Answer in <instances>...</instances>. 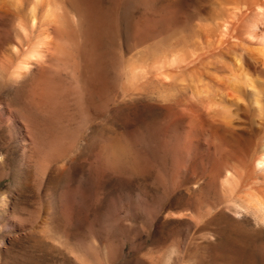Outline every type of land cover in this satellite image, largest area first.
I'll use <instances>...</instances> for the list:
<instances>
[{
	"label": "rangeland",
	"instance_id": "374dc122",
	"mask_svg": "<svg viewBox=\"0 0 264 264\" xmlns=\"http://www.w3.org/2000/svg\"><path fill=\"white\" fill-rule=\"evenodd\" d=\"M70 1L82 22L70 59L43 60L0 85V264H264V222L239 198L264 191L253 164L264 141L254 122L264 119L229 106L242 130L207 122L187 78L235 53L226 30L216 44L193 46L208 0H135L126 11V0ZM167 5L164 30L155 28L154 12ZM8 16L0 13L1 44ZM167 48L192 50L154 58ZM136 58L147 79L130 85L127 60Z\"/></svg>",
	"mask_w": 264,
	"mask_h": 264
},
{
	"label": "bare ground",
	"instance_id": "6f19581e",
	"mask_svg": "<svg viewBox=\"0 0 264 264\" xmlns=\"http://www.w3.org/2000/svg\"><path fill=\"white\" fill-rule=\"evenodd\" d=\"M97 1H99V0H97ZM137 1H139V0H136V2ZM84 2H85V0H84ZM134 2H135V0H126L125 5H124V11H126L129 8V6L131 4H133ZM154 2H156V1L149 0L150 6H151V3H154ZM95 3L96 2H94V4ZM208 3L210 4V9H209L210 10V17H209V19L207 17V19H208L207 23L199 26L197 28V30H196V28L195 29L193 28L195 30L193 37H192L194 39L193 46L194 45H195V47L198 46V48L203 47V44L201 43L202 40H200V38H203L205 40V44L209 46L212 44V41H214L215 38H217L224 30H226L225 33L227 32L228 35H230V39H229V36L226 34L225 36H228L229 40L223 41V43L227 42V44H225V45H228V42H229V46H231L233 48L232 51H235V53L228 56L229 57L228 62L223 61V60L220 61V59L219 60L217 59L218 61H216L215 66L213 65V62H208L207 64H205L206 65L205 67L203 66V71L201 69L195 68V70H192L189 73H187V78L189 79L190 84H191L190 87L192 89V96L199 103V111L202 113V117L207 122H209L211 124H215L218 127L231 129L234 131L237 128V126L234 125V123L232 121V119L234 117L233 118L231 117L232 116L231 110H234V107H235V109L237 108L235 110V113H237L239 111V109L248 110V113H249V111H253L255 113V115L258 116L261 120L264 119V0H208ZM138 5H140V4H138ZM85 6L87 7V5H85ZM132 7H133V5H132ZM139 7H141V6H139ZM170 7H171V5H167L164 8H160L159 10L154 12L153 20H154V25H156L155 28L163 29V27L166 26V20H165L166 18L164 16V14H165L166 10ZM97 8L95 10H97ZM90 9H91V7H90ZM113 9H114V7H113ZM87 10H86V13H87ZM100 11H101V9H100ZM0 13H4L6 15H9L12 18V20L9 24L10 25V37L8 36L9 39L6 41L5 44L2 43L3 44L2 45L0 43L2 45V46L0 45V50H3L4 51L3 52L4 57L6 56V59L3 60L2 59L3 54H2V57L0 55V57H1L0 58L1 59L0 60V83H1L0 85L1 86L2 85L6 86V84L8 82H10V80L8 78L10 76L13 77V78L11 77L12 80L17 78L18 76H21L23 78L26 74L30 73V70H32V67L35 69V66L40 65L39 63L43 60L45 61L46 59L48 60V59H55V58L63 57L62 59H60V61H63L65 56L66 57L64 60H67V58H68L67 54L71 50L70 41H74L75 36L78 37V35H75L73 28H74V26L81 27V23H82L81 22V16H80L81 14H79V12L74 7V4L70 0H0ZM92 13H93V11H92ZM101 14H102V12H101ZM89 15H91V14H88V16ZM146 16H148V14ZM100 18H101V16H100ZM100 18H98V19L100 20ZM2 19H5V18L3 17V18H1V20ZM90 19H93L92 16L90 17ZM4 21H6V20H4ZM151 21L152 20H150V23H151ZM175 22H176V20H175ZM86 23H87V21H86ZM116 24H117V22H116ZM89 25H91V24H89ZM98 25L99 26L101 25V21H100V24L98 23ZM96 27H97V24H96ZM108 28H109V26H108ZM115 28L114 29L117 30V27H115ZM106 31H104V32H106ZM102 33H103V31H102ZM161 34H162V32H161ZM191 34H192V32H191ZM104 35H107V34H104ZM88 36H89V34H88ZM96 36H98V35L96 34ZM152 36H154V35H152ZM221 36H222V34H221ZM84 37L83 36L81 37V35H80V38H79L80 40H78V41L81 42V38L83 40ZM107 38L109 39V37H107ZM105 39H106V36H105ZM231 39H232V41H231ZM103 40H104V38H103ZM188 40H189V38H188ZM220 40L222 41L223 39L221 38ZM91 41L92 40H90L89 42H91ZM175 42H176V40H175ZM184 42L189 44L190 40H189V42H187V40L186 41L184 40L183 44L185 45ZM253 42H255L257 44L256 48H255V46H252L253 48L252 47L249 48L248 46L246 47L245 44L253 43ZM84 43L81 42V44H84ZM72 44H74V43L71 42V46H72ZM81 44H80V46H81ZM187 45H186V47H187ZM88 46H89V43H88ZM188 46H191V43ZM229 46H227L226 48H229ZM78 47H79V44H78ZM176 47L178 48V46H176ZM186 47L184 46V48H186ZM212 47L213 46H211V48ZM80 48L78 50H80ZM103 48H104V46H103ZM177 48L176 49L175 48H171V49L167 48L169 50H167L166 52L159 54V55H156L157 53H159L157 51L159 49L156 48L157 50L155 49V51H157V52H156V54H154V55H156V56H154V58L156 60H162V59H166L168 56H172L171 62H174L175 60H177L176 56H178V57L180 55H181V57H182V55L184 56V54H183L184 51L180 52L181 49L179 48L180 49L179 50ZM238 48H239V50H238ZM72 49H73V46H72ZM188 49L192 50L191 48H187V50ZM219 49L222 50L223 48L220 47ZM84 50H85V48H84ZM98 50H100V49H97V51ZM81 51H83V50L81 49ZM87 51L88 52L90 51L89 48ZM177 51H179V53H180L179 55L177 54ZM193 51H196V50L193 49ZM193 51L191 53L192 56L194 54ZM90 53H91V51H90ZM138 55H137V58H138ZM194 55H196V54H194ZM68 56H69V54H68ZM88 56H90V55H88ZM185 56H186V54H185ZM83 57H85V56H83ZM92 57H94V56H92ZM139 58H141V57H139ZM214 58H216V57H214ZM68 59H70V58H68ZM131 59L127 60L128 61L127 63H131V64H129V66H126L129 69V71H128V69L126 68L127 69L126 73L129 72V75L128 74L125 75V77L129 76V77H126V79L129 78V81L130 82L135 81L134 83H137L136 80L139 81V80L147 79V77H145L146 71L141 69V63L138 62L140 59H137V61H133V62L131 61ZM133 59H135V58H133ZM181 59L183 60L184 57ZM95 61H96V58H95ZM129 61H131V62H129ZM181 61L179 60L177 62L180 63ZM183 61H185V60H183ZM57 62H59V59L57 60ZM177 62H176V64H177ZM187 62H188V59H187ZM192 62H194V61H192ZM217 63L220 65H218ZM180 64H182V62ZM64 65H66V64H64ZM171 66H172V64H171ZM181 66H183V64ZM174 67H173L174 70H176V69H177V71L180 70L179 66L177 68L175 67L176 69ZM186 67L188 68V66H186ZM98 68L100 69V67H98ZM154 69L156 70V68H154ZM181 69H183V68H181ZM211 69L215 70L214 73L212 72ZM151 71L152 70H150V72ZM150 72L148 71L147 73H149V76L151 77L150 74H152V73H150ZM175 72L176 71H174V73ZM141 77H142V79H140ZM143 77H145V79ZM206 78H208L209 81H205ZM19 79H18V81L16 79L15 82L16 81L20 82ZM150 79H152V77ZM185 79L183 78V80L179 81V84L177 86L181 85L182 83H185L186 82V81H184ZM15 82L13 81L12 83H15ZM127 82H128V80H127ZM130 82L128 84H130V85L134 84V83H132V82L130 83ZM139 82H142V81H139ZM7 85H9V83ZM135 86H137V84H135L131 87L134 88ZM184 86H185V84H184ZM180 88L182 89V87H180ZM180 88H179V90H180ZM29 96L31 97V95H29ZM246 99H248V102L246 101ZM229 106L230 107L234 106V107H232V109L230 110ZM235 113H233V114H235ZM236 116H237V114H236ZM236 116H235V118H237ZM238 116H240V115L238 114ZM246 117H248V115H246ZM241 119L242 118H240L238 123L241 121ZM243 121H241V122H243ZM263 122H264V120H263ZM254 123L258 124V125L259 124L264 125V123H259V121H255ZM234 126L236 127L235 129H234ZM261 127H263V126L261 125ZM241 128H243V125ZM243 129H245V128H243ZM259 129H260V126H259ZM240 130H242V129H240ZM251 131H252V129L250 127V132ZM261 131H263V130H261ZM255 149H256L255 150L256 152L254 153L255 157L253 159L254 160L253 164L255 166V164L257 163V166L259 167V169L264 171V141L262 140V141L258 142ZM242 154H244L243 151H242ZM250 163H251V161H250ZM258 167H257V169H258ZM254 169H255V167H254ZM226 173L227 174L230 173L229 169L227 172H225V175H224L225 177L227 176ZM231 175L233 176L234 174L231 173ZM232 176L230 178V181H234L233 183L235 185V180H233L235 178H233ZM227 180L229 181V179H227ZM227 180H225V181H227ZM243 180H244V178H243ZM242 188H243V186H242ZM236 190H238V189H236ZM236 190H235V192H236ZM226 191H227V189H226ZM250 191L251 192L248 191L249 193L246 192V193H248V196L247 195L244 196L245 193L241 192L243 195H242V197H239V198H242V200L241 199L240 200L243 203L244 202L243 198L247 197L246 198L247 203L249 201L250 203L254 204V205L251 204L252 206L255 207L254 212L257 211L258 214H260V217L264 222V191L260 190L258 192L256 191L255 193H252V190H250ZM231 192L233 193V191H231ZM243 192H244V190H243ZM239 198H238V200H239ZM244 203H246V202H244Z\"/></svg>",
	"mask_w": 264,
	"mask_h": 264
}]
</instances>
